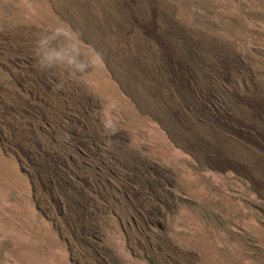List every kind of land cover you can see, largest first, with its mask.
<instances>
[{
    "label": "rangeland",
    "instance_id": "1",
    "mask_svg": "<svg viewBox=\"0 0 264 264\" xmlns=\"http://www.w3.org/2000/svg\"><path fill=\"white\" fill-rule=\"evenodd\" d=\"M0 264H264V0H0Z\"/></svg>",
    "mask_w": 264,
    "mask_h": 264
},
{
    "label": "trees",
    "instance_id": "2",
    "mask_svg": "<svg viewBox=\"0 0 264 264\" xmlns=\"http://www.w3.org/2000/svg\"><path fill=\"white\" fill-rule=\"evenodd\" d=\"M62 178L65 179L64 175H63V174H59V175H58V179L61 180Z\"/></svg>",
    "mask_w": 264,
    "mask_h": 264
}]
</instances>
